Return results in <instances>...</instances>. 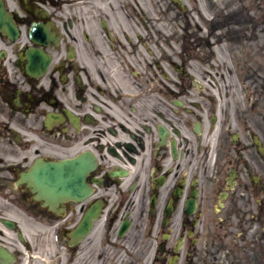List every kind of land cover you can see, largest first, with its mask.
<instances>
[{
  "label": "flooded vegetation",
  "instance_id": "af4514ba",
  "mask_svg": "<svg viewBox=\"0 0 264 264\" xmlns=\"http://www.w3.org/2000/svg\"><path fill=\"white\" fill-rule=\"evenodd\" d=\"M0 1L4 17L20 30L15 41L0 32V264H221L222 236L242 237L234 240L243 243L242 251L264 242V231L253 228L264 221V201L255 204L264 182L253 174L263 173V164H227L217 130L208 123L203 134L205 107L188 87L146 86L147 74L133 85L124 73L126 86L120 74L109 72L121 63L107 70L101 60L93 67L92 58L102 52L95 31L87 38L88 26H96L106 50L115 49L91 11L78 12L61 0ZM36 23L53 24L61 35L47 49L46 72L33 76L20 57ZM125 87L132 93L122 97ZM214 133L211 173L205 136ZM247 149L232 138L234 156ZM85 150L94 152L96 167L84 181L91 192L80 200L50 207L20 181L36 161L77 158ZM194 190L196 208L189 213ZM98 201L92 228L70 237ZM122 224L127 228L121 232Z\"/></svg>",
  "mask_w": 264,
  "mask_h": 264
},
{
  "label": "rangeland",
  "instance_id": "374dc122",
  "mask_svg": "<svg viewBox=\"0 0 264 264\" xmlns=\"http://www.w3.org/2000/svg\"><path fill=\"white\" fill-rule=\"evenodd\" d=\"M187 10L183 13L179 10H176V12L178 13L179 16H188L189 19L191 20L190 23V29L187 32L188 37L189 36H196L199 31L194 30V27L197 25V23H201V21H203V16H209L212 15L211 13H209V10L212 11L214 5H217L218 9L224 11V4L222 6H220L222 3L220 2H215V0H183ZM243 2V6H245L247 4V6L249 7V11L257 12L259 14H257V20L258 21L262 14H264V0H242ZM238 8L237 7V2L236 0H229L228 3L226 4V8L231 9V8ZM162 11V10H161ZM147 15H150L149 13H146ZM260 15V16H259ZM213 16V15H212ZM174 20L176 18H173ZM162 24L159 23V26H161ZM260 25H258L259 27ZM257 27V28H258ZM174 31V26H169L168 27V35L169 33H173ZM176 31V30H175ZM234 33V30H231ZM179 33L176 31L174 37L172 38V41H174L175 39H178ZM258 43H262L264 42V32H262L261 29L258 30ZM230 53V51H228V54ZM263 51H257L256 53L253 54V57L255 59L261 58ZM220 58H223L222 56ZM229 65H233V62H230ZM228 66L224 65V64H220L217 67V71H218V75L216 76V78L218 79L220 84H224V85H231L233 83H235L234 78H233V69H228ZM215 69V68H214ZM257 79H261V77L257 78ZM244 261H248L247 257H243Z\"/></svg>",
  "mask_w": 264,
  "mask_h": 264
}]
</instances>
